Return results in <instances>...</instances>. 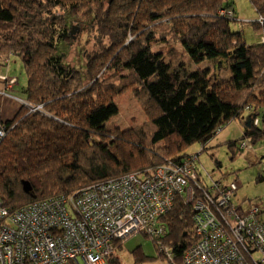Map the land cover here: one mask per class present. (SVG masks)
Returning a JSON list of instances; mask_svg holds the SVG:
<instances>
[{
	"label": "trees",
	"instance_id": "obj_1",
	"mask_svg": "<svg viewBox=\"0 0 264 264\" xmlns=\"http://www.w3.org/2000/svg\"><path fill=\"white\" fill-rule=\"evenodd\" d=\"M250 2L258 15L253 44L231 30L228 0H0V64L20 60L26 104L41 107L0 119V205L13 211L128 174L149 176L190 157L185 151L194 144L203 152L231 122L243 133L227 142L236 153L243 151L239 142L264 139V0ZM74 26L85 29L86 43L96 39L90 53L80 51L79 68L61 49L80 41ZM208 62L216 71L225 65L229 77L190 68ZM127 91L146 117L143 130L110 122ZM201 196L195 191V199ZM156 223L165 226L163 237L137 234L169 264H181L198 240L192 205L178 197ZM120 244L109 264H122ZM255 252H247L250 264Z\"/></svg>",
	"mask_w": 264,
	"mask_h": 264
},
{
	"label": "built area",
	"instance_id": "obj_2",
	"mask_svg": "<svg viewBox=\"0 0 264 264\" xmlns=\"http://www.w3.org/2000/svg\"><path fill=\"white\" fill-rule=\"evenodd\" d=\"M25 106L29 113L41 109ZM4 134L0 126V142ZM237 146L250 148L245 142ZM193 156L156 167L149 176L128 174L69 197L13 211L0 205V264H109L113 242L142 231L156 238L165 235V226L157 225L156 219L168 213L178 197L193 207L198 238L181 264H250L248 251L261 255L250 258L253 264H264V226L258 222V209L243 213L233 205L238 190L234 181L202 186ZM195 191L201 193L199 199ZM203 196L208 205L201 201Z\"/></svg>",
	"mask_w": 264,
	"mask_h": 264
},
{
	"label": "rangeland",
	"instance_id": "obj_3",
	"mask_svg": "<svg viewBox=\"0 0 264 264\" xmlns=\"http://www.w3.org/2000/svg\"><path fill=\"white\" fill-rule=\"evenodd\" d=\"M228 2L232 4L235 12V20L231 23V30L242 32L243 40L247 44L258 42L259 33L253 28V23L258 20V15L250 0H228ZM82 26H74L73 36L75 39L80 32H84L85 29L79 30V27ZM81 35L80 41H77L74 45L61 47L66 60L73 63L77 68L84 66L85 63L84 58L80 56V51L85 48L83 54L87 55L93 50V43H96L95 37L94 42L89 41L86 43L89 36L86 33ZM129 40L128 37L126 41ZM14 60L16 62H13L11 68L14 69L21 85H23L27 81L23 66L18 64V58H14ZM214 66V64L208 62L201 64L198 68L194 66H190V68L194 71L197 69L205 71L206 74L215 71L220 79L229 77L226 68H224L225 65H218V71L214 70ZM131 93V91H127L116 99L119 113L110 122L120 129L133 127L137 130H143V127L140 126H143L146 117ZM242 134L238 122H231L216 134L204 152H201L203 148L200 144L188 147L185 152L188 155L199 153L196 164L199 169V177L205 184L211 186L213 183L219 182L218 185H221L233 181L238 184V193L236 192V196L232 199L234 206L239 202L241 206L246 203L245 205L259 207V204H261V209L259 207L261 210L259 221L264 224V139L257 141L255 145L248 143L250 148L243 150L241 153H236V149L234 151L230 149L228 143L240 140ZM237 148L239 149V146ZM250 151H253L254 159L252 155L247 157V153ZM245 196L247 201L242 202L239 200V197L245 198ZM201 201L208 205L204 196ZM119 243L121 244L116 247L115 254L122 264H169L166 259L159 257L151 239L143 234H135L125 240L113 242V250L115 245ZM138 250L141 254H138ZM258 256L259 254L255 252L253 258Z\"/></svg>",
	"mask_w": 264,
	"mask_h": 264
},
{
	"label": "crops",
	"instance_id": "obj_4",
	"mask_svg": "<svg viewBox=\"0 0 264 264\" xmlns=\"http://www.w3.org/2000/svg\"><path fill=\"white\" fill-rule=\"evenodd\" d=\"M14 58L17 59L16 57H13V56H10L8 58H4V60H2L3 65L0 64V77H4L6 79L5 81L0 79V119H2V121H5V122L13 120L16 117V115L18 114V112L21 111V108L22 107L24 108L25 104L27 103L25 95H24L23 90H22L23 88H25L27 81L24 82L23 85H21L19 77L15 74L14 69L11 68L13 62H16L14 60ZM6 59H8V60H6ZM17 62L19 65L21 64V63H19L20 60ZM11 79H15L16 81L13 82L12 84H9ZM208 145H210L209 142L204 146L205 150L207 149ZM252 153H253V151H250L249 153H247V157H250L252 155ZM198 154L199 153H196L195 155H198ZM252 158L254 159L255 156L252 155ZM198 173H199V169H198ZM222 185H227V184H222ZM235 196H236V193H235L234 197ZM239 200L242 202L247 201L246 196H245V198L239 197ZM245 204L246 203H244L241 206L240 202H239L238 204H236V207L239 210H241L243 213L248 212L250 209H254V208L258 209V211H259L258 216H257L258 222L264 226V224H262L259 221V215L261 213L260 209H261L262 205L259 204V207H260V209H259V207H256V206L252 207V205H248V204L245 205Z\"/></svg>",
	"mask_w": 264,
	"mask_h": 264
},
{
	"label": "water",
	"instance_id": "obj_5",
	"mask_svg": "<svg viewBox=\"0 0 264 264\" xmlns=\"http://www.w3.org/2000/svg\"><path fill=\"white\" fill-rule=\"evenodd\" d=\"M23 191L29 193L31 191V186L28 182H23Z\"/></svg>",
	"mask_w": 264,
	"mask_h": 264
}]
</instances>
